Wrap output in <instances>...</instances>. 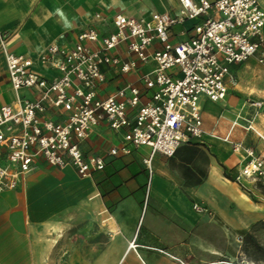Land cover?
Returning a JSON list of instances; mask_svg holds the SVG:
<instances>
[{
	"label": "crops",
	"instance_id": "crops-1",
	"mask_svg": "<svg viewBox=\"0 0 264 264\" xmlns=\"http://www.w3.org/2000/svg\"><path fill=\"white\" fill-rule=\"evenodd\" d=\"M260 4L264 10V0ZM179 10L178 0H0V31L9 35L12 52L32 59L34 70L51 79L57 72L39 61L49 45L72 47L90 29L109 36L116 32L118 14L150 20L156 13L176 17ZM197 22L174 25L172 39H189ZM159 48L154 42L149 51ZM113 54L135 61L136 70L124 74L118 66L103 65L106 81L98 95L105 98L133 85L146 103L151 93L141 77L155 69V62L140 61L125 45ZM259 65L264 67L257 56L232 65L236 84L224 101H211L221 106L218 110L206 112L203 101L209 99L201 97L204 134L182 144L172 157L155 154L148 166L146 146L110 155L125 145L126 129L112 130L103 121L80 143L87 156L104 158L103 171L82 178L72 165L60 169L40 163L21 176L16 189L0 193V264H187L173 252L189 259L205 222L222 217L221 199L233 204L243 197L235 179L248 159L233 145L264 158V69ZM19 94L38 97L35 90ZM14 103L0 51V108ZM45 117L60 122L63 112L50 108ZM7 165L0 147V166ZM194 204L208 212L196 211ZM131 242L136 244L132 250Z\"/></svg>",
	"mask_w": 264,
	"mask_h": 264
},
{
	"label": "built area",
	"instance_id": "built-area-1",
	"mask_svg": "<svg viewBox=\"0 0 264 264\" xmlns=\"http://www.w3.org/2000/svg\"><path fill=\"white\" fill-rule=\"evenodd\" d=\"M178 1L176 17L156 13L147 20L118 14L113 18L116 32L109 36L90 29L72 47L49 45L39 61L57 72L51 79L34 70L32 59L12 52L9 35L0 31V51L15 93V103L0 108V147L8 162L0 166V193L16 189L20 177L40 163L60 169L72 165L82 178L103 171L104 158L87 156L80 146L103 121L112 130L126 129L125 145L109 154L128 155L131 147L146 146L151 150L148 166L155 154L172 157L182 144L203 136L201 97L212 102L226 99L236 84L232 65L257 56L264 66V10L260 0ZM186 20L198 21L193 35L175 42L171 28ZM154 42L160 48L150 52ZM121 45L140 61L156 64L141 77L151 93L144 104L141 90L133 85L105 98L98 95L106 81L103 65L118 66L124 74L136 70L135 61L113 54ZM23 89L37 91L38 97L23 99ZM50 108L63 112L62 121L45 117ZM242 149L248 161L235 181L264 184V158L252 148L233 145L234 152ZM194 209L208 212L198 204Z\"/></svg>",
	"mask_w": 264,
	"mask_h": 264
},
{
	"label": "rangeland",
	"instance_id": "rangeland-1",
	"mask_svg": "<svg viewBox=\"0 0 264 264\" xmlns=\"http://www.w3.org/2000/svg\"><path fill=\"white\" fill-rule=\"evenodd\" d=\"M260 75L264 80V73ZM203 106L209 113L221 108L209 100L203 101ZM240 186L238 193L243 197L233 204L221 199L222 217L205 222L189 259L184 254H174L187 264H264V184L246 179Z\"/></svg>",
	"mask_w": 264,
	"mask_h": 264
},
{
	"label": "bare ground",
	"instance_id": "bare-ground-1",
	"mask_svg": "<svg viewBox=\"0 0 264 264\" xmlns=\"http://www.w3.org/2000/svg\"><path fill=\"white\" fill-rule=\"evenodd\" d=\"M136 247V244L134 242H131L130 244V249L131 248H135ZM132 250V249H131ZM129 251V250H128ZM218 262H214L213 264H217Z\"/></svg>",
	"mask_w": 264,
	"mask_h": 264
},
{
	"label": "trees",
	"instance_id": "trees-1",
	"mask_svg": "<svg viewBox=\"0 0 264 264\" xmlns=\"http://www.w3.org/2000/svg\"><path fill=\"white\" fill-rule=\"evenodd\" d=\"M246 252H247V247H246Z\"/></svg>",
	"mask_w": 264,
	"mask_h": 264
}]
</instances>
